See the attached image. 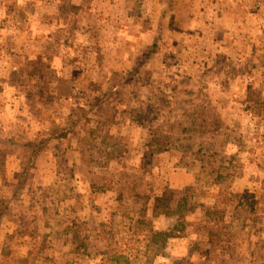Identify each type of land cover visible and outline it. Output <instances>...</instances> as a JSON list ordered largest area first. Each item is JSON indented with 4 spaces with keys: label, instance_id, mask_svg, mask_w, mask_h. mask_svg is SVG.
<instances>
[{
    "label": "rangeland",
    "instance_id": "374dc122",
    "mask_svg": "<svg viewBox=\"0 0 264 264\" xmlns=\"http://www.w3.org/2000/svg\"><path fill=\"white\" fill-rule=\"evenodd\" d=\"M0 264H264V0H4Z\"/></svg>",
    "mask_w": 264,
    "mask_h": 264
},
{
    "label": "trees",
    "instance_id": "16d2710c",
    "mask_svg": "<svg viewBox=\"0 0 264 264\" xmlns=\"http://www.w3.org/2000/svg\"><path fill=\"white\" fill-rule=\"evenodd\" d=\"M2 3H4V0L1 1L0 4H2ZM150 53H152V51H150ZM74 113H76V114H78V115H76V114L73 115ZM87 113H88V111H85V110H81V111H79V112H77V111L75 110V111L73 112V114H72V117H73L72 122L74 123V122L79 121V119H81V118H83L84 116H86ZM28 146H30L33 150L36 149V145L33 144V143H29V144H27V147H28ZM28 148H29V147H28ZM29 149H30V148H29ZM26 153H27V151H26ZM122 243H123V244H126L125 241H121L120 245H117V247H118V248H122V246H121ZM123 253H125V252H123ZM118 256L121 257V256H124V254L120 255V254H118V253L116 252V253L114 254V257L112 258V260H117V259H118Z\"/></svg>",
    "mask_w": 264,
    "mask_h": 264
}]
</instances>
